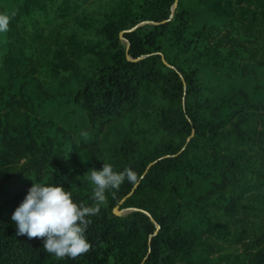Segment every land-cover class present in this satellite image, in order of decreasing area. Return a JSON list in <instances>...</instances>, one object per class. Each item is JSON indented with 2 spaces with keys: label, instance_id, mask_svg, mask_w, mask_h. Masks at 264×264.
<instances>
[{
  "label": "trees",
  "instance_id": "obj_1",
  "mask_svg": "<svg viewBox=\"0 0 264 264\" xmlns=\"http://www.w3.org/2000/svg\"><path fill=\"white\" fill-rule=\"evenodd\" d=\"M176 1L0 0V264H264V0ZM105 162L137 181L88 252L17 235L34 182L93 206Z\"/></svg>",
  "mask_w": 264,
  "mask_h": 264
},
{
  "label": "clouds",
  "instance_id": "obj_2",
  "mask_svg": "<svg viewBox=\"0 0 264 264\" xmlns=\"http://www.w3.org/2000/svg\"><path fill=\"white\" fill-rule=\"evenodd\" d=\"M9 24L10 17L0 14V33L6 32ZM86 175L95 186L93 206L75 202L63 185L34 182L12 215L17 235L45 238L43 250L57 259H74L88 252V217L99 214L107 196L114 195L125 181L135 183L137 175L130 168L117 171L106 162L101 170L93 168Z\"/></svg>",
  "mask_w": 264,
  "mask_h": 264
},
{
  "label": "water",
  "instance_id": "obj_3",
  "mask_svg": "<svg viewBox=\"0 0 264 264\" xmlns=\"http://www.w3.org/2000/svg\"><path fill=\"white\" fill-rule=\"evenodd\" d=\"M177 6H178V0L176 1V3H175V5H174V7H173V11L177 8ZM173 17V14L171 15V17H170V19ZM169 19V20H170ZM149 23H151V24H159V23H157V22H149V21H146V22H143V23H140V24H138L135 28H133V29H131V30H127V31H124V32H122L121 33V38L122 39H125L124 38V36H123V34L125 33V32H130V31H132V30H135L136 28H138V27H140V26H142V25H145V24H149ZM163 56V55H162ZM146 56H142L141 58H138V59H133L131 56H128V59L129 60H131V61H139L140 59H143V58H145ZM163 61L165 62V64H167L168 66H170V67H173L172 65H170L168 62H167V60L165 59V57L163 56ZM152 165H154V163H152L150 166H149V168L152 166ZM138 185L139 184H137L136 186H135V188H137L138 187ZM125 200H123L122 202H124ZM134 210H136V211H140V209H124V210H121L119 207H117L116 209H115V214L116 215H124V214H126L128 211H134ZM142 211H144V210H142ZM126 212V213H125ZM155 223H156V225H157V230H159L160 229V225L155 221V219L153 218V216L149 213V212H147V211H144ZM158 232V231H157Z\"/></svg>",
  "mask_w": 264,
  "mask_h": 264
},
{
  "label": "rangeland",
  "instance_id": "obj_4",
  "mask_svg": "<svg viewBox=\"0 0 264 264\" xmlns=\"http://www.w3.org/2000/svg\"><path fill=\"white\" fill-rule=\"evenodd\" d=\"M126 213V212H125Z\"/></svg>",
  "mask_w": 264,
  "mask_h": 264
}]
</instances>
